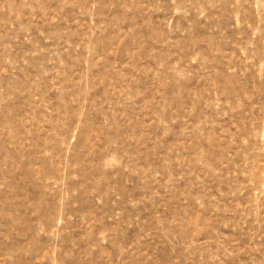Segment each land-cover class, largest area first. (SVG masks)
<instances>
[{
    "label": "rangeland",
    "instance_id": "rangeland-1",
    "mask_svg": "<svg viewBox=\"0 0 264 264\" xmlns=\"http://www.w3.org/2000/svg\"><path fill=\"white\" fill-rule=\"evenodd\" d=\"M0 264H264V0H0Z\"/></svg>",
    "mask_w": 264,
    "mask_h": 264
}]
</instances>
